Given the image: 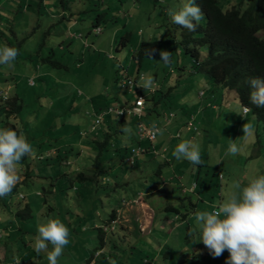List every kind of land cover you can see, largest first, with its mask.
<instances>
[{"label":"rangeland","instance_id":"obj_1","mask_svg":"<svg viewBox=\"0 0 264 264\" xmlns=\"http://www.w3.org/2000/svg\"><path fill=\"white\" fill-rule=\"evenodd\" d=\"M240 1L219 0V4L227 10ZM186 2L0 0L1 9L11 13L0 26V48L7 44L18 50L11 66L0 64V102L22 103L18 114L8 117L10 109L0 113V129L11 128L22 134L34 153L17 164L18 192L0 198V249L9 250L6 258L0 257V264H17V260L20 264H49L47 253L53 246L48 244L37 254L34 238L38 226L50 218L59 219L69 230V243L57 264H225L227 251L213 259L199 242L194 213L218 210L214 205L232 193L239 195L250 180L264 175L263 123L253 114L245 122L237 117L228 121L226 116H214L212 123L202 126L194 144L199 146L203 163L196 166L176 158L167 163L165 154L151 160L143 156L131 166L127 160L140 119L132 113L126 116L130 134L118 132V127L111 132L108 120L113 117L109 114L106 124L94 132L100 133L101 139L107 132L112 135L108 152L101 157L106 180L96 189L94 183L78 178L79 174L92 176L97 170L94 135L82 136L91 130L95 111L135 99L136 94L117 82L118 62L132 77L140 71L159 85L165 80H176L173 83L177 85L179 74H183L179 85L165 98L167 87L156 95L162 107L155 109L177 113L178 123L191 117L182 109L227 108L229 103L227 99L223 103L214 81L197 72L192 56L186 53L184 38L199 34L172 23L167 15V9L179 10ZM99 16L102 33L96 34L93 23ZM199 26L206 28L204 16ZM259 36L264 38V31ZM123 39L126 45L121 44ZM150 41L159 42V50L139 66L133 56L143 42ZM161 50L172 53L167 66L160 61ZM45 58L61 67L44 62ZM31 80L35 87H30ZM200 92L205 95L199 96ZM227 93L223 89V96ZM229 93L233 95L230 104L242 109L236 94ZM203 103L206 106L202 108ZM150 108L153 102L148 103ZM202 117L196 121L202 124ZM156 122L163 130L158 145L167 142L176 124L164 127L156 112H145L144 124ZM245 123L254 130L246 141L238 139L244 135ZM229 139H237L240 152L235 156L227 154ZM57 149L62 155H55ZM159 190L163 192L156 194ZM27 205L32 209V219L22 217ZM113 210L119 212L121 222L108 228Z\"/></svg>","mask_w":264,"mask_h":264},{"label":"clouds","instance_id":"obj_2","mask_svg":"<svg viewBox=\"0 0 264 264\" xmlns=\"http://www.w3.org/2000/svg\"><path fill=\"white\" fill-rule=\"evenodd\" d=\"M167 15L172 23L189 32L197 31L199 22L203 19V11L196 0H187L186 3H182L179 10L167 9ZM155 52L156 49H146L145 54L151 58ZM159 54L160 61L166 66L171 63L172 53L161 50ZM17 55V49L3 47L0 49V64L11 66ZM244 83L251 89L250 103L257 107H264V79L248 77ZM153 85L154 78L142 73L136 87L140 88L141 92V89L151 90ZM129 90H131L130 87ZM155 91L154 89L151 93L155 94ZM131 92L136 94L134 103L138 95L144 96L142 92L138 94L135 88ZM203 95V93L200 94V96ZM243 108L245 113L250 112V108ZM121 130L125 134L131 133V129L126 125L122 126ZM153 131L154 134L163 135V130L156 128L155 125H153ZM242 131L244 135L238 139L246 141L253 135V126L245 123ZM235 141L229 139L227 154L235 156L240 152ZM33 155L31 145L22 134L18 135L17 131L11 128L0 129V198L12 193L17 185L20 179L17 175V164L22 158ZM172 155L177 160H187L194 166L203 163L199 146L192 141L179 143ZM237 187L239 188L240 185L237 184ZM214 208L218 210L212 212L197 210L194 213L199 226L198 240L203 243L208 254L216 259L227 251L229 256L225 264H264V175L250 180L239 195L232 193L218 202V205H214ZM221 216L224 218L221 219ZM37 231L38 235L34 238L36 253L46 250L48 244H51L53 250L47 253V260L49 264H57V258L62 255L63 248L69 243L68 228L59 219L50 218L46 224L39 225ZM17 264H20L19 260Z\"/></svg>","mask_w":264,"mask_h":264},{"label":"trees","instance_id":"obj_3","mask_svg":"<svg viewBox=\"0 0 264 264\" xmlns=\"http://www.w3.org/2000/svg\"><path fill=\"white\" fill-rule=\"evenodd\" d=\"M162 2V1H161ZM196 3L201 7L203 11V16L207 21V26L204 28L203 26H199L196 31L199 36H193L191 33L190 38H184L183 45L186 48V53L192 56V63L194 65V69L197 72H201L209 76V78L214 81V84L217 87H222L229 92H234L243 107L250 108V112L257 118V120L263 123L264 130V107H257L250 103L249 95H250V87L244 83V81L248 77H260L264 79V38L259 36V33L264 31V0H242L239 3L232 5L229 9L223 10L220 7L219 0H196ZM10 13L3 11L0 7V26L2 27L3 18H10ZM101 17L96 19L93 23V26L96 28H100ZM14 24V22L12 23ZM95 32V31H94ZM96 34H101L95 32ZM12 35H15V32H12ZM127 39V37H126ZM188 40L192 43L189 45ZM126 40H122L121 44H125ZM9 44V43H8ZM7 44H5L6 46ZM4 46V47H5ZM3 48V47H2ZM1 48V49H2ZM150 49H156L154 57L159 50V42H143L137 52H135L133 58L138 60V65L140 66L145 58H150L145 54V51ZM204 56V57H203ZM29 59V57H28ZM24 60H27L25 58ZM44 62H50L53 65L60 64L57 62H53L50 58L47 60L43 59ZM184 71V67L180 70ZM140 73L134 79L128 77L129 81H132L135 85V89H140L136 87L137 82L140 80ZM123 87L129 88L128 84H122ZM144 92V91H142ZM158 93V92H157ZM156 93V95H157ZM160 93V92H159ZM143 94V93H142ZM145 96V95H144ZM146 97V106L148 107V103L153 102V108L149 109V112H155V108H158V105L161 104L160 100L156 98L154 94H148ZM163 97L165 98L164 94ZM130 104V105H129ZM135 103H125V105H121L124 109L131 106L134 107ZM110 107V106H109ZM107 107V108H109ZM131 107L129 109H131ZM105 108V109H107ZM112 108V107H111ZM10 109V113L8 117L13 114L20 113L22 109V103L16 100L7 101L5 104L0 102V113L2 114ZM103 111V110H102ZM97 112V111H96ZM100 113V112H97ZM96 113V114H97ZM126 116H128L127 111L122 115L121 121L118 123L117 131H121L122 126L129 125ZM140 123L137 124L136 136L134 139V144L130 149V154L127 162L134 166L139 160L140 156L136 157L133 155V151L138 148H143L141 142H139V129ZM94 126L92 125V128ZM111 128V126H110ZM116 128V126L114 127ZM161 128V127H156ZM112 129V128H111ZM113 130V129H112ZM112 130H110L112 132ZM116 131V132H117ZM115 134V133H114ZM159 135V134H158ZM157 135V137H158ZM112 135L110 132L104 134L103 138L92 140V144H94L98 150L96 154V158L94 160V165L97 166V170L93 175L87 176L86 174H79L78 178L82 182H92L96 186V189L99 186H102L106 180V177L102 174L103 169L100 168L102 159L101 157L105 152H108V148L110 145V137ZM157 140V138H156ZM155 140V141H156ZM149 141V140H148ZM154 141V142H155ZM154 142H150L153 144ZM146 151L148 153L155 154V157H159V152L151 145V147H147ZM144 149V148H143ZM49 150V149H48ZM55 150V149H54ZM55 155H62L57 149L55 151ZM60 157V161L65 162L64 158ZM133 158V160H132ZM59 161V159H57ZM57 161V162H58ZM27 174V173H26ZM27 176V175H26ZM27 178H29L27 176ZM27 182V181H25ZM55 184L52 182L51 186L55 189ZM63 187V186H62ZM52 190H48L50 193ZM62 189V188H61ZM60 189V190H61ZM18 192V187L13 189L12 193ZM161 190L155 192L156 194H160ZM154 193V194H155ZM174 209V208H173ZM25 214L22 216L29 219L33 218L32 209L29 205L24 209ZM121 222L119 220V212L113 210L108 222L106 225L109 227H113L115 224ZM101 234H104L103 229H99ZM105 245V242L102 241V246ZM9 254V250L6 247V256Z\"/></svg>","mask_w":264,"mask_h":264},{"label":"crops","instance_id":"obj_4","mask_svg":"<svg viewBox=\"0 0 264 264\" xmlns=\"http://www.w3.org/2000/svg\"><path fill=\"white\" fill-rule=\"evenodd\" d=\"M10 15H11V13H10ZM2 22V21H1ZM3 27V26H2ZM96 30V28L94 29V31ZM127 43L125 42V44L124 45H126ZM1 49V48H0ZM117 50H119V48H117ZM102 51V50H101ZM112 59H113V56H110ZM135 60V59H134ZM135 63H137L138 64V60H135ZM117 66H118V69H117V72H118V78H117V82L118 83H120L121 85L124 83V81H126L127 80V78L129 77V78H131V79H134V77H132L131 76V72H130V70L129 69H127L126 67H121V65H120V63L118 62V64H117ZM139 71V70H138ZM139 73H140V71H139ZM141 74V73H140ZM137 77V76H136ZM179 80H177V82L179 83V82H181V80L183 79V74H179ZM173 81H176V80H165L164 82H163V84H158L157 82H154V85H153V87H152V89L151 90H144V89H141V92L142 91H146L148 94H153V93H151V91L153 90V89H155L156 91H155V96H156V93L157 94H159V92L160 93H162L164 90V88H166L167 87V91H165L163 94H164V96H166V93L167 94H169V93H171V91L176 87V86H178L179 84L177 83V85H175L174 83H173ZM33 82V84H31ZM29 85H30V87H35L36 85H35V82L33 81V80H31L30 82H29ZM218 90H219V96L221 95L222 96V100H223V103H224V101L227 99V101H228V105H227V108L226 109H218V108H216V105H214V106H211V107H213L212 109H192V110H187V109H182L183 111H182V113L183 114H189V115H191V117H190V119H186V120H184V121H182V122H180V123H178L177 121H178V115H177V113H175V112H168V111H166V112H162V113H159V110L158 109H155V112L157 113V115H158V117L159 116H161V119H162V121H163V123H164V127H171V126H173L174 124H176L174 127H173V130H170L171 131V133H169V137H168V140H166L167 142H160L158 145L156 144V142H157V140H158V137H159V135H158V137H157V140L153 143V144H151V143H149V141L148 140H146V139H140V138H138V140H139V142H141L142 143V145H143V148L146 150V149H148L147 147H151V145H153V147L156 149V151L157 152H159V154H160V156L159 157H162V155L161 154H165V162H167V163H170V161L171 160H174L175 159V157L172 155V153H173V151H174V149H175V147L179 144V143H181L182 141H192L193 143L197 140V136H200L201 135V129H202V126H205V125H208V124H210V123H212V120H213V117L215 116V117H221V116H226L227 118H228V121L229 120H232V118H235V117H237V119H244V122L246 121V120H248V117H249V115L250 114H252L251 112H249V113H244V111H243V106H242V109H237V108H235L234 106H233V104H230V103H232L231 102V100H232V97H233V95H232V93H229V91H228V93H227V95L225 96H223V89L224 88H222V87H216ZM129 93H132L133 94V92H131V90H129ZM201 93H203L204 95H205V93L204 92H200V94ZM9 95V94H8ZM203 95V96H204ZM146 96V95H145ZM200 96V95H199ZM199 98V97H198ZM16 99L18 100L19 98H18V96L16 95ZM119 103V102H118ZM132 103H134V100L132 101ZM118 104H116L115 106H110V107H112V108H114V109H118V110H124V111H127V113L128 114H133V112L131 111V109H129L131 106H129V107H127L126 106V108L127 109H124V106H123V108L121 107V105H124V103L122 104V102H121V104H120V106H117ZM161 106V104H159L158 105V107H160ZM202 108L203 107H205L206 106V104L205 103H203L202 105ZM162 107V106H161ZM160 107V108H161ZM132 108V107H131ZM105 110V109H104ZM103 110V111H104ZM172 111V110H171ZM102 112V111H101ZM100 112V113H101ZM145 112H149V109H147V106L143 109V111H142V115L141 116H136L135 114H133L135 117H137V118H139L140 119V125H143L144 127H147V128H153V125H155L156 127H160V125H159V123H154V124H149V125H146V124H144L143 123V115L145 114ZM196 112V114H193V113H195ZM90 113V112H89ZM96 111H95V113H94V115H96ZM97 114H99V113H97ZM113 118L112 119H109L108 120V129L109 130H112L115 126L116 127H118L119 125H118V123L121 121V117H122V115H119L117 112H113V113H109ZM109 114H106L105 116H104V121H103V123L101 124V125H104V124H106V120H107V115H109ZM149 114H154V112H152V113H150L149 112ZM90 115H92L91 113H90ZM93 115V116H94ZM109 115V116H110ZM200 115L201 116H203L202 117V124L201 123H198L197 121H196V118L198 117V118H200ZM108 116V117H109ZM255 117V116H254ZM224 118H222V120H223ZM255 119H256V117H255ZM194 121L193 123H194V125L198 128V132H193V131H189V129H188V122L189 121ZM257 120V119H256ZM94 121H95V116H94V119H93V121H92V125L93 126H95L94 125ZM251 121V120H250ZM118 122V123H117ZM185 124H186V129L188 130V133H185L184 132V130H186L185 129ZM101 125H99V126H97L95 129H93V128H91V130L89 131V132H84V133H82V136L83 137H87V136H89V135H94V137H93V140H95V139H100L102 136L100 135L99 136V134H94V132H96V130L101 126ZM110 126H111V128H110ZM180 126V127H179ZM179 127V128H178ZM119 128V127H118ZM118 128H116V129H118ZM259 128V126H257V131L259 130L258 129ZM160 129H162V128H160ZM182 130V131H181ZM194 134V135H193ZM197 134V135H196ZM136 138H137V136H136ZM157 146H159L160 147V149L157 147ZM171 151H172V153H171ZM149 151L147 150L144 154H142L141 156H140V159L142 160V158H143V156L145 157V158H148L149 159V157H150V159L149 160H151V157L152 158H154L155 157V154H153L152 155V153L150 154V153H148ZM154 156V157H153ZM162 160V159H161ZM192 186H197V184L196 183H193L192 184ZM197 189V188H196ZM150 195H153V194H150ZM5 254H6V250H1L0 249V257H5ZM40 264V263H39Z\"/></svg>","mask_w":264,"mask_h":264},{"label":"built area","instance_id":"obj_5","mask_svg":"<svg viewBox=\"0 0 264 264\" xmlns=\"http://www.w3.org/2000/svg\"><path fill=\"white\" fill-rule=\"evenodd\" d=\"M95 32L100 33L101 29L96 28ZM31 84H33V82ZM123 84H128L130 89L134 90L135 85H134V83H132V81H129L128 78H127L126 81H124ZM135 90H136V92L138 94L141 93L139 89H135ZM152 92H154V89L152 90ZM144 107H145V97L143 95H138L137 99L135 100V105L131 109V111L136 116H141ZM113 112H117L119 115H123L125 111L123 109L122 110H118V109H114V108L109 107V108L105 109L104 111H102L101 113L96 114L95 115V121H94V125L95 126H94L93 129H95L97 126H99V125H101L103 123L104 116L106 114L113 113ZM139 129H140L139 136H140L141 140L142 139H146V140H149L150 142H154L156 140V138H157V135L159 134V133L154 134L153 128H147V127H144L143 125H140ZM188 129H189V131L198 132V128L194 125L193 121L188 123ZM145 152H146L145 149L138 148L137 150L133 151V155H135L136 157H139L142 154H144ZM132 160H133V158H132Z\"/></svg>","mask_w":264,"mask_h":264}]
</instances>
